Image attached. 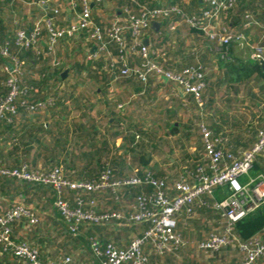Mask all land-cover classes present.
<instances>
[{
    "label": "trees",
    "instance_id": "trees-1",
    "mask_svg": "<svg viewBox=\"0 0 264 264\" xmlns=\"http://www.w3.org/2000/svg\"><path fill=\"white\" fill-rule=\"evenodd\" d=\"M12 3L13 5H11ZM192 3L194 6H200L199 0H194ZM3 4L4 6L2 5V0H0V19L5 18L10 20L11 18L9 16L10 14L8 15V12H16L14 10L18 5V1L5 0ZM76 5L77 11L81 12L83 9L82 0H76ZM178 5H181L180 0ZM10 6L14 9L7 8ZM207 8L211 9L210 6ZM182 9H184L183 12L190 16L199 13L193 12L194 8L190 10L186 7H182ZM54 15L56 16V14ZM124 16L125 18H115L114 21L117 20L121 25L127 26L129 24L128 21L130 15L127 16L124 14ZM97 17L98 16L95 14L92 17L95 22H98ZM50 19L55 27H64L67 24L66 22L60 24L53 19V17ZM165 19H167L171 25H178V27L181 26V31L178 33L177 31H172L164 26L165 28L161 31L160 36L151 41L152 47L155 50H160L166 53V57L159 59V62L163 65L164 69L168 72L183 76L185 70L196 67V64L200 61H202V64L205 66V68L203 66V70L201 69L202 71H199L195 80L192 81V83H202L204 85L200 91V97L197 98L194 93L186 94L187 99H190H188L189 105L192 107L193 111L197 110V112H202L201 109L204 107L203 103L205 101L207 104L212 102L211 100L208 101L206 99L208 93H210V91L214 92L216 89H222V86L224 85L242 83L243 79L253 75L257 76L259 80L264 81V62L259 63L253 60L251 63L241 64L233 57V46L241 40L238 36H242V39H246V36L250 31L249 26L255 27L254 25H257V23L264 24V0H234L232 6L221 10L218 25L222 28H226L229 33L234 35V38L230 43L223 45L216 41L221 49L219 53L210 49L207 44L204 46V51H195L194 48L192 49V52L189 53V51L183 50L185 49V45L187 46L185 41L187 37L195 34L200 38H204L205 32L188 26L181 15L171 14ZM165 19L161 21H164ZM245 24L247 25L246 28L243 26ZM110 25L108 27H110ZM7 27L8 26L6 25H1L0 22V39L2 42H9L11 54L19 56L26 62L24 64V69L26 77L25 81L28 84V92L25 97L32 103L44 101L46 104L44 108L39 110L41 113L40 116L47 114L51 118L45 120L48 121V124L44 126L46 129L42 126L37 130L34 128H28L27 126L26 128L24 127L23 134H25V138H22L21 141H19V139L13 141L12 149H10L7 154L3 152L4 147H2L0 149L1 168L13 170L20 168L22 165H28L31 172L39 170L37 169V163L39 160L28 157L33 154V148L29 149L28 147L30 145L25 140H27L26 138L29 132L32 136L37 131L45 132L49 135V140H47V142H42L43 139L38 138L34 146V148H37L40 151V162L47 163L48 165H43V168L40 170L50 172L55 168H60L62 177L67 181L94 183L98 182L105 172L114 169L113 171L117 176H112L111 181L121 182L115 190L108 187L96 191L65 189L61 195L62 200L67 202L72 210H75L76 208H79L76 199L80 197L85 201V206H82L83 210H94L98 216L117 212L122 213L125 217H129L131 214L137 212L136 205L138 204L139 198H154L158 194L159 188L156 184L162 183V190L164 191L165 196L172 199L177 195L174 188L177 180L185 179L187 184L193 185L197 183L201 176H209L212 174L213 171L211 170L210 160L205 153V142L202 130L203 127H206L203 123V114L201 112L195 114L191 125H186L182 130L180 126H175L174 124L170 126V124L167 125V122L163 121L164 110L168 111V114H170L171 111L165 106L157 109L158 112L152 110L155 109L154 107H148L150 108V112L156 114L153 124L159 125L162 122L165 123L167 127H165V124H162L160 127L166 129L168 135H176V139L180 141L184 138V142H187L189 137H192L191 133H195V152L190 154L184 151L180 155V158L176 159L173 163L170 162V168L168 169L152 165L154 157L153 153L148 150L144 142L146 140H151L153 135L155 136V133L158 131H156V128L150 130L143 129V123L141 120L133 116V114H128L127 122L129 125L125 130V134H123L124 132H116L111 136L114 140L115 138H122L131 143L127 155L131 156L132 154L133 163L137 166L138 170L136 172H129L127 170L128 164L124 160V156H121L118 153L116 154L115 151L113 152L110 148V129L108 128V126H110V121H104L105 113L100 114L102 115V122L105 123L103 128L109 133V137H105L97 128L99 123H97V120L91 116L93 107H89L83 103V99L81 98L83 96V90L79 89V86L86 81L89 83H95L96 85L101 84V93L106 98L104 102L100 103L102 104L100 108L110 109V104L113 102V98H108L107 95L109 93V83L112 79V76L108 71V69H110L111 58L108 57L107 54H100L96 57L97 53L96 55L90 54V52L89 54L82 53L79 56L80 58L70 62V65H68L69 67H67L69 71L68 76L64 79L62 77L64 68L58 66L59 68H56L54 71L49 69L46 67V58L43 54H39L34 50H29L28 52L20 51L14 43L16 32L8 30L9 28L7 29ZM26 31H29V29ZM148 32H153L151 26ZM183 34H185V39L181 38ZM47 36L48 30L45 29L43 31V38L45 39ZM86 37L88 38L87 31H82L75 37H68L61 40L57 44L54 54L58 53V49L60 50V44L62 42L75 43ZM108 43L112 58L119 57L121 54L119 46L113 42H109V39ZM261 43L263 45L260 47L264 48V38ZM130 45L131 36L128 33L125 35V53L128 51ZM171 52L173 55H171ZM215 53L216 55L220 54L219 56L223 58L218 61V74L216 73L217 69L214 67V60H212V55ZM4 60L3 57H0V100L6 96L9 91V88L6 86V79L9 72L1 70L4 68ZM127 61L130 66H138L142 60L137 56H129ZM116 67L122 66L117 64ZM153 78L154 77L150 78L148 84H143L137 78L129 77L132 81L129 82V84L135 85V87L139 86L140 90L142 88L145 89V87L151 90ZM69 80H73L71 81L73 84L71 88L79 90L81 95L76 96L75 90H72V93L69 94L63 91L64 89L61 85L65 82H69ZM167 83L175 84L172 81H168ZM213 87L215 88L211 89ZM137 91L139 93V88ZM137 99H139L138 102H140L141 97ZM140 108L144 110L143 106H140ZM215 110L217 112V109ZM23 112L28 114L27 111L21 110L16 116H11V122H8L7 118L3 119L0 122V133H18L16 122L20 114ZM135 113H145V111H134V114ZM140 116L142 117V115ZM22 119L21 128L25 124L24 122H26L27 118L22 117ZM160 127L157 126V128L161 129ZM207 130L211 133L212 139L217 140L216 145L218 149H222L225 154H233L234 156H239L244 152L251 150L258 141L257 137V140L253 145L247 144L246 150L235 153L232 152L233 147L231 146V143H228L229 138H227V136L229 135L221 132L218 126H215V128L212 129L216 134L214 136L211 129L208 128ZM260 131L264 130H258V133H260ZM139 134L141 135V144L133 145L136 136ZM222 137L227 138L226 143L225 139ZM181 147L184 148L185 146L182 145ZM114 148L116 149L115 143ZM12 157L13 159H11V161L13 164L5 165L10 161L9 158ZM116 169L117 171L115 172ZM249 174L253 177H250L252 184H250V181L247 183L239 182L242 186H248L250 184L251 188H255L256 185L254 184L259 182V180L264 179V154L259 155L253 161L252 167L248 173V178L250 176ZM242 176L245 175H241L238 180ZM134 178L141 180L140 183H124L125 181ZM222 191L223 193H221ZM0 194L13 197L14 195L22 194L24 198L31 197L32 201L37 203L39 207L44 209L47 208V210L53 212L59 220V231H51L53 229L44 228L42 236L44 235L45 239H51L52 236H55L56 234V236L61 237L62 240L65 241L67 247L68 245H72L76 248L79 247L87 253L93 252L97 257L99 256L94 251V243L100 245V250H104L110 244L118 249L127 250L135 239L145 236V234L153 227L151 221L130 224L113 219L107 222L102 221L100 224H87L82 226L80 227L81 233L77 234L78 236L75 237L76 235L71 234L68 230V226L62 213L56 208L58 193L53 186L31 184L23 182L15 177L0 175ZM232 194L233 190L231 189L230 184L226 183L222 186H217L214 189L213 196H201V198L195 200L192 205L184 206V208L175 215L176 221L180 223H177L178 227L175 229V235L179 239V244L177 246H172L170 250L164 252L159 251L153 243L144 246L142 249L143 255L147 258L149 264H241V262L238 263L236 260L230 259V257L235 253H240L244 260L245 254L241 251L240 244L253 243L255 239H263L264 203L232 226L228 235L234 241L230 245L223 246L218 250H206L201 247L204 242L214 236L226 235L227 223L222 216V212L217 210L215 205L218 202H222L221 200L223 199V196L228 199ZM189 208L191 209L190 212L187 211ZM9 209L4 213L0 212V215L5 214ZM118 221L123 222L124 225L127 226H137L110 228V223L115 222L118 224ZM108 224L109 226H107ZM36 225H31L27 218H21L14 221L11 226L13 237L18 242L31 245L29 239L32 240L33 238H37L35 236ZM53 233L55 234L53 235ZM123 236L127 238V241H130L129 244L121 247L117 246L116 242H118ZM204 236L205 239H202ZM41 240L40 243H43ZM33 247L38 249L35 246ZM39 251L42 262H60L45 261L42 257L41 250ZM66 252L67 256H71L72 250L70 248H67ZM197 254H199V257H194ZM0 264L30 263L27 260L16 257L12 253H5L0 254ZM126 264L134 263L129 261ZM254 264H264V258H259Z\"/></svg>",
    "mask_w": 264,
    "mask_h": 264
},
{
    "label": "built area",
    "instance_id": "built-area-1",
    "mask_svg": "<svg viewBox=\"0 0 264 264\" xmlns=\"http://www.w3.org/2000/svg\"><path fill=\"white\" fill-rule=\"evenodd\" d=\"M69 1L74 15L71 22L64 27H55L51 19H40L34 23L29 31L24 29L16 31L14 40L16 47L20 51L34 50L48 57L55 53V48L61 40L75 37L82 31H87L88 39L99 44L98 55L107 54L111 58L109 70H119L122 77H135L143 84H148L151 77L158 78L163 82L172 81L182 93H194L199 98L204 85L192 83V81L195 80L202 68L198 66L185 70L183 76L166 71L159 62L160 58L166 57V53L155 50L151 43L144 44L150 26L154 22L168 18L171 14H177L185 19L188 26L205 32L212 40L218 41L221 45L230 43L234 38V35L229 33L226 28L218 25L221 10L232 6L234 0H204L212 10L204 9L191 16L176 7L157 8L145 2L137 4L135 10H127L128 15H130L127 26L121 25L116 20L111 23L110 27L105 28L98 26L93 21L91 8L92 4H100L103 0H82L83 9L81 12L77 11L76 0ZM45 29L48 30V36L44 39L43 31ZM175 29V25L170 27L172 31ZM128 33L131 36V45L125 53V35ZM238 38L242 39V36H238ZM108 39L109 42L119 46L121 51L119 57L112 58ZM263 53L264 48H257L252 58L261 59L264 56ZM129 56H137L142 61L138 66H130L127 61ZM0 57L5 59L4 69L9 72L6 79V86L9 91L0 100V122L5 118L11 122V116H16L21 110L34 113L44 108L46 104L44 101L32 103L26 99L25 96L28 92L24 69L26 62L19 56L11 54L9 42H2L1 39ZM117 64L122 67H116ZM54 65H60V61L54 60ZM202 131L205 153L210 160L212 174L201 176L193 185L187 184L186 181L177 182L175 184L177 195L172 199L165 196L162 183L156 184L159 188L158 194L154 198H139L136 205L137 212L129 217L117 212L98 216L94 210H83L82 206H85V201L80 197L76 199L79 208L75 210H72L69 204L62 200L61 195L65 189L96 191L108 187L115 190L121 182L111 181L112 176H114L111 169L105 172L98 182L94 183L67 181L62 177L60 168H55L50 172L40 169L31 172L28 165H22L13 170L0 167V175L15 177L31 184L53 186L58 193L56 208L62 213L68 230L73 235L79 234L82 226L100 224L102 221L107 222L113 219L130 224H139L145 221L153 223V227L145 236L135 239L127 250L118 249L112 244L104 250H100V245L94 243L95 253L104 258L102 264H126L129 261L134 264H149L143 255V247L153 243L159 251L164 252L170 250L174 245L177 246L179 239L175 235L177 227L175 215L184 206L192 205L201 196H213L217 186L228 183L233 194L215 205L216 209L222 212L227 223L226 235L214 236L201 246L206 250H218L234 241L228 235L232 226L264 203V179L254 184L256 185L255 188H251L252 181L248 186H242L238 180L241 175H248L253 161L259 155L264 154V131L259 133L256 145L239 156L225 154L222 149L217 148V140L212 139L211 133L204 127ZM140 181L134 178L124 183L136 184ZM187 211L190 212L191 209L189 208ZM21 218H27L31 225L38 224L35 211L21 201H16L5 214L0 215V254L12 253L18 258L27 260L30 264H70L69 259L59 263H44L38 249L27 243L18 242L13 237L11 226L14 221ZM240 249L245 254V259L241 264H254L259 258H264V237L263 239H255L253 243L240 244Z\"/></svg>",
    "mask_w": 264,
    "mask_h": 264
},
{
    "label": "crops",
    "instance_id": "crops-1",
    "mask_svg": "<svg viewBox=\"0 0 264 264\" xmlns=\"http://www.w3.org/2000/svg\"><path fill=\"white\" fill-rule=\"evenodd\" d=\"M4 1L5 0H2L3 6H4L3 4ZM17 1H18V5L16 9L14 10L16 12H8V15L10 14L9 16L11 19L10 20L5 19V18L0 19L1 25L8 26L7 29L9 28L8 30L10 31L13 30V32H16L19 29H24V30L29 29L30 30L36 21L43 19V18L50 19L53 17V19H55L60 24H64L65 22L69 23L71 22L72 19H74L73 12L70 8V2L68 0H17ZM180 1H181V5H178L179 0H103L100 3V5L92 4L91 6L92 17L94 14L97 15L98 22H95L94 20L93 21L98 26L105 28V27H108L110 23L114 21L115 18H125L124 14L128 16L127 10H135V8H137V4H142L145 2L149 4L150 6L157 7V8L176 7L180 10L182 9V7H186L187 9H190V10L194 8V11L192 10L193 12H201L202 10L208 9L207 7H209V5L206 4L204 0H199L200 6H194L192 3L194 0H180ZM11 5H13V3ZM7 8L14 9L12 6L7 7ZM183 10L184 9H182V11ZM54 14H56V16ZM164 26L170 29L172 25L170 22L167 21V19H165L164 21H157V22L152 23L151 27H152L153 32L152 33L148 32L147 38H146L147 40H145L147 44H150L152 40L157 39L160 36L161 31L163 30V28H165ZM243 26L246 28L247 25L245 24ZM254 26L255 27L249 26L250 31L248 32L247 34L248 37L246 36V39L244 38L241 39L233 46V55H234V50L236 54V58L234 59L238 60L241 64L251 63L253 60L259 63L264 62V56L261 59H254L252 58V55H251L253 51L255 52L257 48H260V46L263 45L261 42L264 38V24L257 23V25H254ZM173 31H177L179 33L181 31V26L178 27L177 25L176 29ZM184 35L185 34H183L181 38L185 39L186 37H184ZM194 35L195 34L190 35L189 39ZM244 49H249V53L251 56L249 55V57L247 58L243 57V55H241V52ZM98 50H99V44L91 42L87 37L83 38V40L82 39L78 40L75 43L62 42L60 44V50L58 49V53H56L55 55L53 54L52 56H48V58L45 57L46 58L45 64H46V67H48L49 69L53 71L59 67L64 68V71H65V70H68L67 67H69L68 65H70V62H72V60H76L80 58L79 56L82 53L89 54L90 52V54L96 55L97 53L98 55ZM194 50H196V48ZM171 55H173L172 52H171ZM54 60L60 61V65H58L59 67L54 65ZM202 63L203 62L200 61L199 63L196 64V67L200 66L203 70L205 66ZM216 66L214 65V67L218 69V65ZM1 70L5 71L4 68H2ZM108 71L110 72V75L112 76V79L110 80V83H109L110 85H114L116 83L119 87L123 88V90H128V91L132 90L133 94H137L135 96L141 97L140 102H138L139 99H136L134 102L135 108L137 107L134 110L135 112L150 111V108H148L149 106L154 107L155 109H152V110H155L156 112H158L157 109L165 106L167 107V109L171 111H170V114H168L167 113L168 111L164 110V112H166L168 116L166 119L163 118V121L167 122L166 123L167 125L170 124V126L173 124L175 126H180L181 124H179L178 119L182 117L184 119L187 117L189 118L191 115V112L193 113V116L194 114H198L201 112V111L197 112V110L193 111L192 107L189 105L190 99L189 98H188L189 100L187 99L186 94L182 93L178 89V86L176 84H169L167 83L168 81L163 82L159 80L158 78H153L152 79L153 83L151 84V87H152L151 90H149V88L147 87H145V89L142 88L140 90L139 86L135 87V85L129 84V82H132V81L129 78L127 79L125 77H122L119 74V70L111 71L108 69ZM213 81H220V80H213ZM242 81L243 82L239 84L235 83L231 85H224L222 86V89H216L214 92L210 91L206 99L208 101L211 100L212 102L210 104H207V102L205 101L203 103L204 107L203 109H201L203 110L201 113L203 114L202 115L203 120H204L203 123L205 127L207 129L208 128L211 129V132H213V136L216 135L214 131L212 130L213 128H215V126H218L221 132H224L227 135H229L227 136V138H229L228 143L229 144L231 143V146L233 147L232 152H235V153L246 150L247 144L253 145L256 142L257 137L259 135L258 130H264V81L259 80L257 76L255 75L250 76L248 78L246 77ZM65 83H63L61 87H65ZM81 87L82 86H79V89ZM138 88H139V93L137 91ZM214 88L215 87L211 89H214ZM114 93L116 94L115 91ZM128 95L129 93L126 92L125 97ZM125 97L124 98L117 97L119 98V100L115 102L116 105L114 104H112V106L110 105V109H112L113 107L114 109H112L111 111L110 126H108V128L110 129V148L113 152L115 151L116 154L118 153L121 156L127 155V151H129L128 148L131 146V143L128 140L125 141L122 138H115L114 140L111 135L116 132L117 133L124 132L123 134H125L126 132L125 130L127 129L128 122L126 120L127 114H125L124 116V113L127 111L126 102H128V100L125 99ZM166 98L168 99L166 100ZM223 99L225 103L227 104H225L222 109L221 106L223 104V101H222ZM235 99L237 100V102H235ZM157 101H162V104ZM118 105H119V110L121 111V115L115 113ZM140 106H143L144 110L141 109ZM215 109H217V112ZM24 113L25 112L20 114L21 117L19 116L16 122V129L18 133L16 134L15 132L0 133V149L4 147L3 152L5 154H7L8 151L10 150L7 147L9 145L10 140L13 142L19 139V141H21L22 138H25L24 137L25 134H23L24 133L23 131L26 128V126L28 128H34L36 130L40 126L46 129L44 126L48 124L47 123L48 121H45V119H41L40 111H37L34 113H28V114L25 113L26 116L24 115ZM44 116H46V114H44ZM22 117H26L27 119H26V122H24L25 124L23 123L24 125L21 128V125H22L21 121L23 120ZM34 117H37V119H35ZM166 124H165V127H167ZM186 125L190 126L189 123ZM97 128L99 130L100 126H98ZM143 129H145V127H143ZM157 133L158 132H156L155 134ZM166 135L167 137H173L175 138V140H178L176 139V135H173V134L168 135L167 133ZM153 137L155 136L153 135ZM38 138L43 139L42 142H45V141L47 142V140H49V135L45 132L37 131L32 136L31 133L29 132L26 138L27 140L25 141H27V143L30 145L28 147L29 149L33 148L32 155L34 154L36 155V156L29 155L28 157L29 158L33 157V159H37L41 161L39 158L40 151L37 148H34L36 144V140ZM190 138L191 137H189V139ZM222 138L225 139V143H226L227 138L226 137H222ZM189 139L187 143L191 142L193 138H191L190 140ZM162 141L164 140L162 139ZM139 142H141L140 134L136 136V139L133 145H138ZM114 143H115L116 149L114 148ZM181 144L185 146L183 142H181ZM177 146L178 148L180 147L179 144ZM191 146H190V149H193V152H189V153L193 154L195 152V147L193 145ZM174 148H175L174 146L170 148L171 152L173 150L176 152V148L175 149ZM175 152L173 153L176 154ZM179 155L169 159L168 165L170 166L171 164L170 162L173 163L176 160V158L177 159L180 158ZM9 159L11 160L13 159V157ZM163 167L168 169L166 165H164ZM42 168L43 167L41 166L37 167V169H42ZM127 170L129 172L131 171L136 172L138 169L135 168L131 170V168H127ZM116 171L117 169L115 170V172ZM116 176L117 175L114 173V177ZM180 181H185V179L177 180V182H180ZM221 193H223V191ZM222 198L223 199L221 201L226 199L225 196H223ZM16 201H21L24 204H27L30 207H32V209L35 211V213L38 216V224L36 225L37 228L35 230L36 231L35 236L37 238L36 239L33 238L32 240L29 239L30 240L29 243L32 246H35L39 250H41L42 257L44 258L45 261H60L61 262L66 259H69L70 264H102V262L104 261L103 257H100V256L97 257L93 252L87 253L81 248L79 247L76 248V247H73L72 245H68L67 247L65 241H63L61 237L56 236L55 233H53V235L55 234L56 238L55 236H52L51 239H45V236L44 235L42 236V232H44V228L46 227L48 229H53L51 231H54V230L59 231L58 228L60 227V223H59L58 218L53 214V212L47 210V208L44 209L42 207H39L37 203L32 201L31 197L24 198L22 194L16 195V196L14 195V197L5 196V195L0 194V212L4 213L7 209L13 206L14 203H16ZM49 212L52 213L51 216ZM118 222L120 223L121 226L119 225V223L116 224L115 222H113V223H110V228L137 226V225L127 226V225H124L123 222H120V221ZM177 223L180 224L179 222ZM107 226H109V224ZM80 233H81V229H80L79 234ZM77 236L78 235H76L75 237ZM83 236H84V233H83ZM202 239H205V236ZM40 240L43 241V243L42 242L40 243ZM129 242L130 241H127V238L123 236L118 242H116L117 243L116 245L121 247L123 245H128ZM67 248H70L72 250L71 256L66 255ZM243 261L244 260L241 258V259H238L237 262L242 263Z\"/></svg>",
    "mask_w": 264,
    "mask_h": 264
},
{
    "label": "rangeland",
    "instance_id": "rangeland-1",
    "mask_svg": "<svg viewBox=\"0 0 264 264\" xmlns=\"http://www.w3.org/2000/svg\"><path fill=\"white\" fill-rule=\"evenodd\" d=\"M185 41L187 43V46L185 45V49H183V50L189 51V53H191L192 49H194V48H196L195 51H199V50L203 51V49H204L203 47L205 46V44H208L211 47L212 50L216 51V53L217 52L219 53L220 50H221L219 45L214 40H212L207 34H205L204 38H200L197 35L192 36L190 39H189V37H187L185 39ZM216 53H215V55H212V58H213L212 60H214V65L215 66L216 65L219 66L218 60H220V59L222 60L223 58L221 56H219L220 54L216 55ZM254 54H255V52L253 51L251 55L253 56ZM241 55H243V57H245V58L249 57V55H250L249 49H244L241 52ZM233 57L236 58L235 50H234ZM216 73L217 74L219 73V69L216 70ZM71 81H73V80H69V82L65 83V87H62L64 89L63 91L67 92L68 94L72 93V90H75V89L71 88V86L73 85ZM100 85L101 84L96 85L95 83H89L87 81L84 84H81L82 87L80 89L83 90V96L81 98L83 99V103L85 105H87L89 107L90 106L93 107V110L91 111V116H92V118L97 120V123H99V126H100L99 131H100V133L104 134L105 137H109V133L103 128V126H105V123L102 122V115H100V114L101 113H105L104 114V121H106V120L110 121L111 111H112V109H114V107L112 109H108V108H102L101 109L100 108V106L102 105L100 103L104 102V100L106 98L101 93V86ZM114 91L116 92V94L114 93ZM75 92H76V94H75L76 96L81 95L79 90H75ZM126 92L129 93V95L125 97ZM114 94H115V96H114ZM135 95H137V94H133L132 90L131 91L123 90V88L119 87L115 83L114 85H110L109 93H108L107 96H108V98H113L114 97L113 98V102H111V104H110L111 106H112V104L116 105L115 102L119 100V98H117V97H120V98H124L125 97V99H127L128 102H126L127 103V107H126L127 111L124 113V116H125V114H127V115L128 114H133V116H135V117H137V118H139L141 120V122L143 123V127H145V130H150L152 128H156V131H158V133L155 135V137H152L151 140H146L144 142L146 144V147L148 148V150L152 151V153H153L154 157H153L152 165L158 166V167H163L164 165H166L167 168H170V166L168 165L169 164V162H168L169 159H171V158H173L175 156H178L179 154H182L184 151L187 152V153L193 152V149H190V146L191 145H193V146L195 145V141H196V139H194L195 133H191V135H192L191 138H193V139L189 143H187L186 141L184 142V138H183L182 141H180V140H175V138H173V137H167L166 129H164L163 127H160L162 124H164L163 122L161 124H159V125L158 124L157 125L153 124V121L156 118L155 117L156 114L154 112L147 111L145 113H139V114L135 113L134 114V110L137 108V107L135 108L134 102H135V100L137 98L140 97V96H135ZM167 99L168 98H166V100ZM222 101H223V104H222L221 107L223 109V106L225 104H227V103H225L224 99ZM158 102H160L162 104V101H158ZM235 102H237L236 99H235ZM123 108H124V106H123ZM123 111H125V110H123ZM115 113L121 115V111L119 110V105L117 106V109H116ZM163 114H164V119H166L168 114L166 112L163 113ZM140 115H142V117ZM34 118L37 119V117H34ZM50 118L51 117L48 116L47 114H46V116L41 115V119L47 120V119H50ZM193 118H194V116H193V113L191 112L190 117L189 118L188 117L185 118L186 120L183 117L178 119L179 124H181L180 125L181 129L183 130L184 127L186 126V124H188V123L191 125V123L193 121ZM128 125H129V123H128ZM157 126H159L161 129L157 128ZM162 139L164 141H162ZM181 142H184V145H185L184 148L181 147L183 145V144H181ZM139 143L141 144V142H139ZM12 144H13V142L10 140L9 141V145L7 147L9 149H12V147H11ZM178 144L180 146L179 148L177 146ZM173 146L176 148V152L174 150L171 152L170 148L173 147ZM173 152H175L176 154H174ZM173 154H174V156H173ZM32 156H34V155H32ZM124 160L128 164L127 168H131V170L137 168V166H135L134 163H133L132 154H131V156L130 155L124 156ZM12 164H13V162L10 160L5 165H12ZM43 165L48 166L47 163H43V162H40V161L37 163V166H41L42 167ZM250 177H251V175L249 176V178H248V175L242 176L239 179V181L241 183H247V182H249L251 180V178H253V177H251V178ZM49 214H50V216L52 215V213H50V212H49ZM41 219H42V217H41ZM194 257H196V258L199 257V254L195 255ZM241 258H242V256L239 253H237V254L235 253L234 255H232V257H230V259H233V260H236V261H238V259H241Z\"/></svg>",
    "mask_w": 264,
    "mask_h": 264
},
{
    "label": "water",
    "instance_id": "water-1",
    "mask_svg": "<svg viewBox=\"0 0 264 264\" xmlns=\"http://www.w3.org/2000/svg\"><path fill=\"white\" fill-rule=\"evenodd\" d=\"M144 44L146 45L147 42L145 41ZM68 72H69L68 70H65V71L63 72L62 77H63L64 79L67 78V76H68Z\"/></svg>",
    "mask_w": 264,
    "mask_h": 264
}]
</instances>
